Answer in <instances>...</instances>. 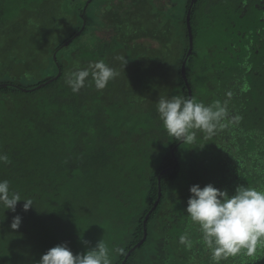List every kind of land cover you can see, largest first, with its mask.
<instances>
[{"label": "trees", "instance_id": "16d2710c", "mask_svg": "<svg viewBox=\"0 0 264 264\" xmlns=\"http://www.w3.org/2000/svg\"><path fill=\"white\" fill-rule=\"evenodd\" d=\"M186 2L176 10L183 4L124 0L102 12L87 0H0V84H10L0 87V154L9 158L0 162V180L34 202L27 212L23 200L15 212L0 205V264H38L65 242L84 253L100 240L111 264L128 253L125 264H213L185 210L193 184L229 194L239 185L264 188V0L195 1L191 99L219 103L225 115L213 133L192 130L194 141L183 144L167 134L156 105L190 99L181 72L190 46ZM205 2L222 6L234 38L228 51L210 45L208 60L195 52ZM100 28L109 34L99 37ZM97 61L115 78L97 90L89 76L74 93L69 74ZM54 70L59 78L39 88L43 73ZM200 80L206 88H197ZM16 215L22 223L13 230ZM101 226H108L103 233ZM181 235L190 247L179 243ZM248 260L264 264V248Z\"/></svg>", "mask_w": 264, "mask_h": 264}, {"label": "clouds", "instance_id": "9594fccd", "mask_svg": "<svg viewBox=\"0 0 264 264\" xmlns=\"http://www.w3.org/2000/svg\"><path fill=\"white\" fill-rule=\"evenodd\" d=\"M116 75V71L104 61H97L86 69L78 68L71 72L66 83L74 93L79 92L91 76L95 88L103 90ZM52 78L48 77L40 83ZM8 85L3 83L0 87ZM156 110L167 134L183 144L194 141L192 130L213 133L225 115L219 103L205 105L182 97L160 98ZM0 162L8 163V156L0 154ZM190 193L185 211L191 221L199 225L202 243L210 250L213 264H220L221 260L241 252L252 257L258 248H264V188L239 185L234 194H229L227 190H221L212 183L203 187L193 184ZM21 200L25 201V212L34 204L31 199H22L18 192L12 191L8 180H0V205L15 212ZM21 223L22 217L16 215L12 219L11 228L18 229ZM179 243L191 246L187 235H181ZM38 264H111L110 250L100 240L86 252L74 254L65 242L47 250Z\"/></svg>", "mask_w": 264, "mask_h": 264}, {"label": "rangeland", "instance_id": "374dc122", "mask_svg": "<svg viewBox=\"0 0 264 264\" xmlns=\"http://www.w3.org/2000/svg\"><path fill=\"white\" fill-rule=\"evenodd\" d=\"M122 1L124 0H87V5L91 4L93 8L91 9V11L96 10V11L103 12V9L107 6L108 3L110 4L109 7L110 6L113 7L114 2H122ZM173 1L177 4V6H180L181 4H183L184 2L188 0H173ZM173 1L172 0H162V1H159L158 4L163 7L166 4L175 5ZM183 6L184 4L180 8H177L176 10H182ZM170 11H171V7L164 12V15H167ZM220 12L222 13L221 15H220ZM223 12L224 11H223L222 6L216 5L215 3L209 4V2H205L204 4L202 3L198 8L197 15H196L197 22L195 25L197 29L196 30L197 35L195 33V47H196L195 52L197 51L199 56L203 60H208L207 49L209 48L210 45L213 44L216 47L224 48L226 49V51H228L229 47H231L234 43L233 42L234 38L229 36L228 31L230 30L228 29V25L224 22L227 20V18L224 16ZM83 28L84 27L82 26V29L80 31H82ZM96 33L98 34L99 37H105L106 35L109 34V32L105 30L104 28L98 29ZM75 36L76 34L73 37ZM73 37H71L70 39H72ZM151 42L155 43L153 41ZM153 45L155 46L156 44H153ZM224 49L221 51H224ZM55 74L56 72L54 70V71H50L47 73H43L42 77H44L45 79L48 77H52V76L55 77L57 76V74L56 75ZM202 82L205 83L206 80H203V81L200 80L199 84L197 85L198 89L206 88L205 85L201 84ZM107 227L108 226H101V232L103 233ZM92 228L95 229V234L101 233L98 228L97 229L94 227ZM145 247L147 250H153L155 249V244L152 242H148ZM231 258L235 261L234 264H250L251 262V260H248V256L246 255H243V256L236 255V256H231ZM124 262L122 264H124Z\"/></svg>", "mask_w": 264, "mask_h": 264}, {"label": "water", "instance_id": "95a60500", "mask_svg": "<svg viewBox=\"0 0 264 264\" xmlns=\"http://www.w3.org/2000/svg\"><path fill=\"white\" fill-rule=\"evenodd\" d=\"M195 1H196V0H192V4H191V6H190V8H189V10H188V13H187V26H188L189 36H190V46H189V50H188L187 56H186L185 60L183 61L182 69H181L182 75H183L184 79L186 80V84L188 85V88H189L190 99L192 98V89H191V87H190V85H189V82H188V79H187V62H188V58H187V57H189V55L193 52V49H194V33H193V28H192V22H191V17H192V16H191V15H192V9H193V5H194ZM83 27H84V25H83ZM83 29H84V28H83ZM80 33H81V31H79V32L76 34L75 37H77L78 35H80ZM75 37H73L72 39L68 40V41L66 42V44L72 42V41L74 40ZM60 74H61V72H59V73L57 74V76H55L54 78L49 79V80H47V81L44 82V83H40V84H38V87L41 88V87H43L44 85L53 82L54 80H56V79L59 78ZM23 90H25V91H31V90H33V89H27V88H24V87H23ZM161 194H162V192H161V190H160V191H159V197H158V200L155 202V206H154V207L149 211V213L147 214V216H146V218H145V223L147 222V220H148L150 214L152 213V211H153V210L156 208V206L158 205V203H159V201H160V198H161ZM147 232H148L147 229H145V235H144L143 239H142V240H141V241L135 246V248L138 247L139 245H141V244H143V243L145 242V240H146V238H147ZM135 248H134V249H135ZM129 254H130V253H129ZM129 254H128L127 257H126V260H125L124 264L126 263Z\"/></svg>", "mask_w": 264, "mask_h": 264}, {"label": "flooded vegetation", "instance_id": "af4514ba", "mask_svg": "<svg viewBox=\"0 0 264 264\" xmlns=\"http://www.w3.org/2000/svg\"><path fill=\"white\" fill-rule=\"evenodd\" d=\"M155 1V3H157L158 1H162V0H154Z\"/></svg>", "mask_w": 264, "mask_h": 264}]
</instances>
